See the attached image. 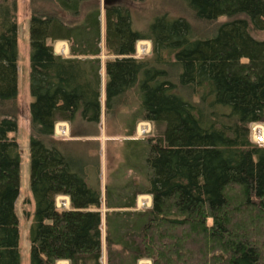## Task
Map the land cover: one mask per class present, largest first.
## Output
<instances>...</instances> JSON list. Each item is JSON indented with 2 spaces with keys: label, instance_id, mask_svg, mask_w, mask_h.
I'll return each instance as SVG.
<instances>
[{
  "label": "trees",
  "instance_id": "1",
  "mask_svg": "<svg viewBox=\"0 0 264 264\" xmlns=\"http://www.w3.org/2000/svg\"><path fill=\"white\" fill-rule=\"evenodd\" d=\"M145 1L28 0L30 264H102L101 143L93 156L72 149L102 129L126 138L106 186L107 264H264V147L252 139L264 124V0H166L182 13L137 31L132 7ZM18 32V0H0V264H21ZM142 41L152 51L139 59ZM140 122L150 136L136 138Z\"/></svg>",
  "mask_w": 264,
  "mask_h": 264
},
{
  "label": "rangeland",
  "instance_id": "2",
  "mask_svg": "<svg viewBox=\"0 0 264 264\" xmlns=\"http://www.w3.org/2000/svg\"><path fill=\"white\" fill-rule=\"evenodd\" d=\"M111 1V0H110ZM104 2V0H102ZM133 20L134 28L137 31H146L152 23V19L160 14L170 13L172 16H177L182 13V6L171 5V2L166 0H146L142 3L133 4ZM30 14L28 0H18V25H19V43H18V101L16 104V115L18 119V131L12 136L17 139L19 144V155L21 165V181H20V196L16 202V213L19 219L20 242L19 251L21 256V264H30L31 251V226L34 223L35 203L32 197L30 188L31 174V154H30V135H31V120L30 106L34 102L30 92V58L31 45L29 37ZM147 45L150 44V53L145 57H149L152 51V45L149 41H142ZM139 44V43H138ZM145 57H140L145 58ZM104 105L105 98H102ZM104 119V117H103ZM69 126V125H68ZM104 128L106 123L103 124ZM113 126V125H112ZM263 126L264 124H260ZM117 127V126H116ZM114 128V127H113ZM118 128V127H117ZM143 128L148 129L147 135H142ZM120 130L121 126L119 127ZM117 129V130H119ZM70 130V127H69ZM152 125L148 122H140L136 129V138L150 136L152 134ZM56 134V129H55ZM69 139V138H68ZM125 137H109L106 131L102 129L101 135L97 139L87 138L83 143H90L88 146H73L72 149L79 153H86L89 156L96 155L99 148L95 146L96 141L101 143L100 160L102 172V188L106 189L109 184V176L115 180L114 171L118 168L123 160L124 141ZM82 143V144H83ZM146 182L142 180L141 186H145ZM106 194V192H105ZM106 195L103 202L106 204ZM60 202V201H58ZM152 205L150 196H141L138 198V210L149 209ZM101 210L106 218V206ZM106 229V227H105ZM106 233V231H104ZM105 233L103 240V258L102 264H107V245L105 241ZM139 264H153L150 260L140 261Z\"/></svg>",
  "mask_w": 264,
  "mask_h": 264
},
{
  "label": "built area",
  "instance_id": "3",
  "mask_svg": "<svg viewBox=\"0 0 264 264\" xmlns=\"http://www.w3.org/2000/svg\"><path fill=\"white\" fill-rule=\"evenodd\" d=\"M142 46V48H141ZM150 53V44L147 45L144 42H140L137 46V58L145 57ZM260 124H255L252 127V139L253 142L260 146L264 147V127L259 126ZM142 135H147L149 133L148 129L143 128L141 131ZM56 135L60 138H69V126L68 124H58L56 126ZM58 207L61 209H67V203L64 201L58 202ZM61 264V263H60Z\"/></svg>",
  "mask_w": 264,
  "mask_h": 264
},
{
  "label": "crops",
  "instance_id": "4",
  "mask_svg": "<svg viewBox=\"0 0 264 264\" xmlns=\"http://www.w3.org/2000/svg\"><path fill=\"white\" fill-rule=\"evenodd\" d=\"M102 22H103V36H104V15L102 17ZM18 35H19V32H18ZM54 51H55L56 55L63 56V57H66V58L70 57L69 44L67 42H56L54 44ZM105 59H106V57L103 56V60H105ZM105 82H106L105 67H103V72H102V83H103V96L102 97L103 98H105ZM61 124H66V123H61ZM105 192H106V189L102 188V195H103L102 197H103V199L105 198V195H106ZM58 201H64L65 203H67V207L68 208L70 207L69 198H67V197H59L58 200H57V203H58ZM104 206H106L105 202H103V207ZM101 213H102V219H103V221H102V244H103L104 233H105L104 231H106V229H105V227H106V218H104L103 210H101ZM105 241H106V233H105ZM61 264H69V262H61Z\"/></svg>",
  "mask_w": 264,
  "mask_h": 264
},
{
  "label": "bare ground",
  "instance_id": "5",
  "mask_svg": "<svg viewBox=\"0 0 264 264\" xmlns=\"http://www.w3.org/2000/svg\"><path fill=\"white\" fill-rule=\"evenodd\" d=\"M141 48H142V46H141Z\"/></svg>",
  "mask_w": 264,
  "mask_h": 264
}]
</instances>
